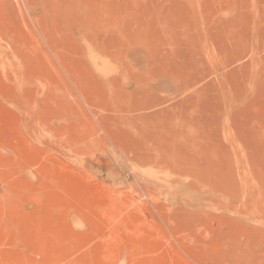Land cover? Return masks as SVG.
I'll return each instance as SVG.
<instances>
[{
  "label": "rangeland",
  "instance_id": "obj_1",
  "mask_svg": "<svg viewBox=\"0 0 264 264\" xmlns=\"http://www.w3.org/2000/svg\"><path fill=\"white\" fill-rule=\"evenodd\" d=\"M0 264H264V0H0Z\"/></svg>",
  "mask_w": 264,
  "mask_h": 264
},
{
  "label": "bare ground",
  "instance_id": "obj_2",
  "mask_svg": "<svg viewBox=\"0 0 264 264\" xmlns=\"http://www.w3.org/2000/svg\"><path fill=\"white\" fill-rule=\"evenodd\" d=\"M106 61V60H105ZM97 71V70H96Z\"/></svg>",
  "mask_w": 264,
  "mask_h": 264
}]
</instances>
